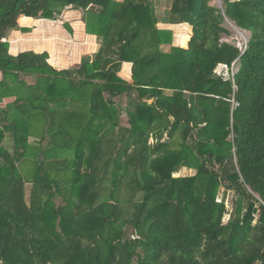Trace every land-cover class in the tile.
Segmentation results:
<instances>
[{"label":"trees","instance_id":"16d2710c","mask_svg":"<svg viewBox=\"0 0 264 264\" xmlns=\"http://www.w3.org/2000/svg\"><path fill=\"white\" fill-rule=\"evenodd\" d=\"M160 1L0 0V264H264V0ZM68 9L93 56L58 69L10 54L9 32L32 30L20 18ZM163 16L192 26L187 47ZM225 17L250 32L244 53ZM221 188L239 194L228 222Z\"/></svg>","mask_w":264,"mask_h":264},{"label":"crops","instance_id":"0c3cea01","mask_svg":"<svg viewBox=\"0 0 264 264\" xmlns=\"http://www.w3.org/2000/svg\"><path fill=\"white\" fill-rule=\"evenodd\" d=\"M160 3L159 13L161 14L163 11V1L161 0ZM164 20H160V26L173 30L180 28L182 32L179 35L189 37L186 44L180 43L179 41L182 44L179 46L187 47L192 30H186V26L190 25L186 23L179 25L170 24L165 23ZM19 21L22 25L31 27L32 30L29 32L20 30H12L9 32V52L12 55H18L23 51L47 52L49 54V62L52 65L57 68L66 69L81 63L85 56H93L98 50L99 44L97 37L86 32L85 23L82 21V14L78 10L68 9L58 20L22 17ZM177 35L174 32V36L176 37ZM174 44L178 45L176 43ZM125 68L128 76L124 77L127 81H132V63L124 62L122 70Z\"/></svg>","mask_w":264,"mask_h":264},{"label":"rangeland","instance_id":"374dc122","mask_svg":"<svg viewBox=\"0 0 264 264\" xmlns=\"http://www.w3.org/2000/svg\"><path fill=\"white\" fill-rule=\"evenodd\" d=\"M163 1V10L167 9L168 11H170V7H171V0H162ZM224 1L225 0H213L211 3L221 9H224ZM168 2L170 3L168 5ZM166 18L165 16H163L161 18L164 19ZM225 23L224 26L227 28V30L229 31L230 35H224L222 40L223 41H230V42H235L236 43V39L239 38H250V32L248 31H243L241 29H239L236 24L230 20L228 17H225ZM192 30V26H186V30ZM173 32H176L178 35L175 37L174 36V43L178 44V45H182L180 44L181 42L183 43V36L179 35L180 32H182V29H178L175 28V30H173ZM180 41V43H179ZM170 46H165V49H169ZM126 67V66H125ZM237 67H238V61L236 62V65L231 67V70L229 71L228 67L224 66V65H220L217 69V71L219 73L224 74L225 76H229L231 74V76H233V74L237 71ZM127 68V67H126ZM126 68L125 69H121L120 71V76L125 78L124 76H128V72L126 73ZM58 69H63V68H58ZM67 69V68H66ZM230 72V73H229ZM127 74V75H126ZM126 79V78H125ZM27 82L29 83H35L36 79L33 77H27L26 78ZM117 101L120 102L122 105H124V103H126L127 101V96H121L117 98ZM25 133H23L24 135ZM36 134V135H34ZM38 134H40L39 129H37L36 131L33 132V135H29V139H28V150H27V157L30 159H35L36 157H38V151L37 154L33 155L32 151H36L39 150V154L42 150L41 148V143H40V139L37 138ZM24 137V136H23ZM13 151V150H12ZM54 151V150H52ZM51 152V151H50ZM60 152V156L65 157V158H73L75 157V153L73 150L70 149H62L59 151ZM36 156V157H35ZM47 157V156H46ZM45 158V156H44ZM51 158V157H50ZM195 170L194 169H188V168H183L180 172V175L186 176V175H192L195 174ZM30 189H31V183L29 184H25L24 185V198L26 203L28 204L29 202V197H30ZM129 190L128 189H123V197L125 198V201L123 202L124 206L126 209H128L130 201H129ZM219 199L220 200H224L226 203V207L228 209V213L225 215L224 220L226 222H228L236 213V207H237V201L239 198V194L232 189L226 190L225 188H221L220 192H219ZM139 198V196L137 197V199ZM126 215H128V213H126ZM128 227V226H127ZM128 229L132 230V228L128 227Z\"/></svg>","mask_w":264,"mask_h":264},{"label":"built area","instance_id":"2783aa9c","mask_svg":"<svg viewBox=\"0 0 264 264\" xmlns=\"http://www.w3.org/2000/svg\"><path fill=\"white\" fill-rule=\"evenodd\" d=\"M249 39L250 38H245V37L239 38V39H236V43L235 42H233V43H235V45L241 50V52L244 53L248 48ZM236 62L237 61H235L232 66L236 65ZM224 66L228 67L227 65H224ZM231 67H228L229 71L231 70Z\"/></svg>","mask_w":264,"mask_h":264}]
</instances>
